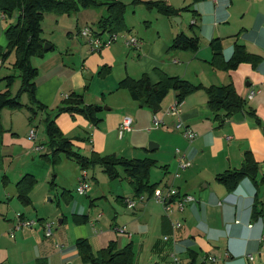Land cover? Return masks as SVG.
<instances>
[{"label":"crops","instance_id":"obj_1","mask_svg":"<svg viewBox=\"0 0 264 264\" xmlns=\"http://www.w3.org/2000/svg\"><path fill=\"white\" fill-rule=\"evenodd\" d=\"M211 1L212 3L203 1L205 4L202 5H206L207 10L197 5V8L208 17L204 25L208 29L209 40L219 39L218 44L226 59L231 57L235 44L245 45L248 51L262 57L257 66L242 62L236 69L223 71L214 68L210 63L212 47L206 52L170 50L169 47L175 37L185 31L178 25H170L168 31L157 29L140 35L139 53H126L123 45L113 44L99 51H93L79 33L82 27L77 26L76 32L73 33L71 30L68 32L71 38L77 40L68 46V51L78 57L86 47V60H84L86 62L79 60L80 66L72 68L69 66L52 68L55 65L54 60L49 57L42 64L40 77L36 78V97L44 105L50 107L58 104L63 95L61 91L67 85L79 90L83 88L85 103L99 104L103 107L100 104L101 96L105 98L107 94H112L115 88L102 87L94 94L96 86L93 87L92 81L89 87L92 94H86L89 88L84 70L96 73L101 66L113 67L120 58L125 57L127 59L125 72H122L118 78L124 79L126 76L137 79L142 72L148 73L152 79H157V75L153 76L150 73H153V69L156 72L159 68L169 75L178 76L193 84L220 86L231 82L238 94L245 99L242 110L229 118L220 119L219 117L225 112L220 111L216 114L210 110L204 89L189 94L178 105L180 114L177 116L166 113L177 102L174 91L167 94L161 103L160 111L156 113L146 109L147 107H141L127 91L124 95L126 106L122 104L119 106L116 103L111 107L106 106L107 109L103 107L99 112L102 121L98 126L91 124L81 114L72 115L63 112L56 117L58 125L64 132L74 130L81 124L88 126L90 131H86L87 139L92 151L99 154L115 151L116 155L125 158L154 159L155 165L164 171L165 182L162 186L161 180L152 183H159V188L174 187L180 194L194 196L195 200L188 203L183 210L173 207L171 212H166L162 204L145 194L147 200L130 209L127 208L124 200L136 196L134 190L132 192L129 187L131 184L128 179L117 178L120 180V186L117 188L111 186L109 192L113 195L114 192L117 193V200L126 209L123 213L114 208L116 215L123 216V221L117 220L109 226L108 222H104L109 229L105 233L103 228H97L102 224L104 217V213L99 211L90 219V224L94 233L101 237L92 235L84 227L82 231L79 229L78 238L88 239L89 236L93 247L98 245L96 238H99L102 243L101 248L111 241H114L118 248L131 243L134 264H174L173 252L187 264H205L207 256L211 255L218 257L215 264H264V183L257 186L251 178L245 177L234 189L229 190L217 179L219 174L227 170L240 168L248 150L252 152L256 161L260 164L264 163V0H243L244 3L238 10V13H241L238 20L233 17L229 9L233 7V0ZM106 14L104 7V10L99 12L98 20ZM14 15L15 17L9 20L8 18L13 15L8 16L0 10L3 37L6 29L16 23L18 13L15 12ZM145 35L146 41L143 37ZM0 46L4 47L2 42ZM50 48L53 46L51 45ZM166 53L170 54L169 58ZM128 60L132 62L131 66ZM251 90H255L256 93L252 98H248L247 95ZM126 115L133 117V129L121 136L118 127ZM154 115H157L163 123L156 125L153 121ZM179 119L197 133L193 140L176 129ZM143 134H146V137L145 142H141L144 143L140 144L141 147L134 144L129 146L135 136L143 137ZM118 138H125L126 147L119 143ZM71 139L74 145H81L80 138ZM149 140L156 143L152 149H148L146 145ZM184 160L190 161L191 166L183 168L181 163ZM120 171L124 175L123 168H120ZM26 173L20 174L21 176L15 181L16 189L12 194L18 200L16 184ZM261 176L262 173L259 172L258 180ZM126 181L130 192H125ZM121 183H124L123 187ZM31 193L32 190L30 199ZM257 198L262 201L263 214L254 218L253 209ZM31 204L32 201L29 205ZM19 213L27 218L24 212ZM76 214L80 213L74 215ZM62 220L65 221V218ZM88 220L89 218H86V222ZM177 222L182 223L181 227H176ZM120 227H125L126 231L116 230ZM166 235L169 236V240L164 239ZM13 244L17 243L13 242ZM76 252L78 253V250ZM63 253L64 259L68 260L74 256L75 251H63Z\"/></svg>","mask_w":264,"mask_h":264},{"label":"rangeland","instance_id":"obj_2","mask_svg":"<svg viewBox=\"0 0 264 264\" xmlns=\"http://www.w3.org/2000/svg\"><path fill=\"white\" fill-rule=\"evenodd\" d=\"M121 1L126 4V28L118 31L119 39L112 44L123 45L126 53H139L140 46H128L123 39L125 36H135L141 40L139 38L140 35L147 32L150 33L157 29H161L163 32L168 31L172 24L182 26L186 31L183 32L189 36L196 35L199 37V46L197 50H176H181V52H206L208 48L211 49V41L213 38L209 40V34H207L208 29L206 25H204V22L208 21V17L197 8V5H199L207 10L206 5H202L205 4L203 1L212 3L211 0ZM159 1L181 7L179 9H182V11L180 15L177 16L181 19L180 25L178 21L174 20L176 17L168 16L159 10V7L155 4ZM243 3V0H233V7L229 8L233 17L237 20L241 16V13H238L239 7H241ZM102 10H104V7H99L96 10L80 7L77 11L78 13L76 11L70 14L54 13L52 11L45 12L42 22V37L45 38L46 43L51 44L53 48L44 51L42 54H35L31 57L32 64L37 67L39 66V75L37 78L41 75L40 70H42V64L49 57L54 60L55 65L52 68H64L65 66L72 68L73 66H80L79 60H82L83 63L86 62H84L87 53L86 47H84L82 53L79 54L78 57L68 51V46L74 41H77L71 38L68 32L71 30L74 33L77 30V26L83 28V26L88 23L96 25L100 16L99 12ZM13 17H15L14 14L8 19L12 20ZM193 23H195V25L192 29ZM108 34L109 32L106 31L103 36L107 37ZM2 35L3 31L0 23V42L4 45V47L0 46V58L4 61L3 67L0 69V92L4 93L9 90L12 96H17L22 81L19 76V70L14 66L16 54L15 52H11L3 58L2 55L8 53V48L7 38L5 34L4 37ZM146 35L143 36L145 37V41L147 40ZM166 55L169 58L170 54L166 53ZM126 61L127 59L125 57L120 58L113 67H110V71L106 74L101 73L103 66H101L96 73H89L90 70H84L88 88L92 81L93 87L96 86L94 94L102 87L106 88L112 86V88H115L112 94H107L105 98L101 96L100 104H102L103 107H111L112 104L116 103H118L119 106H121V104L126 106L124 95H126L128 89L120 85L122 78H118V76H121L122 72H125ZM128 63L130 66L132 65V62L129 60ZM84 67L86 69V66ZM152 71L153 73H150L151 75H157L154 69ZM143 74L144 73L140 72V76L137 78H140ZM72 88L73 87L67 85L64 86V89L61 91L63 95L59 99L60 102L55 106L49 107L45 105L46 107L42 109L38 103H33L31 101L27 92H22L19 99L22 103L21 107H5L1 110V122L4 130L0 134V264H83L79 253L76 252V240L79 236V229L82 231V229L86 227L92 235L95 234L90 224V219L99 211L104 213V217L102 218V224H99L97 228H103L105 233L108 232L109 229L104 222H108L109 226L110 223L114 224L117 220L123 221L124 219L122 215H116L114 208H117L116 210L118 212L124 213L126 210L125 207L117 200V193L114 192L113 195L109 192L111 186H114V188L120 186L119 179L112 180L108 178L102 171L101 166L89 168V189L87 193L80 194L77 192V187L79 185V176L82 172V167L64 152L54 155L50 149L46 119L49 116L55 117L57 115L59 107L64 105V100L70 94L76 93L83 96V88V91L75 87ZM89 89L85 92L86 94H92L91 88ZM146 109L150 110L149 108ZM31 126H34L36 130V139H31L29 137ZM86 131H90L88 126L81 124L74 130L67 132L63 131V133L68 138L77 137L81 139V145L76 144L73 146L74 151L80 154L90 155L92 147L87 139L88 136ZM145 137L146 134H143V137L135 136L133 143L129 146L134 144L137 147H141L140 144H144L141 142H145ZM118 140L119 143L126 147L127 141L125 138H118ZM151 142L154 141L149 140L146 144L148 145V149H150ZM36 144L41 145L40 150L35 149ZM114 152H101L100 155L115 154ZM24 172L33 173L36 179L31 193L32 204L29 206H25L12 194L16 189V179ZM164 179L165 175L163 169L154 165L150 171V182L161 180L162 186L165 182ZM121 185L123 187L124 183H121ZM128 185L126 181L125 192H130ZM129 187L133 192L131 185H129ZM10 197L13 198L10 199ZM19 212H24L27 219L35 220L37 224L33 228L15 229L18 223V214H21ZM75 213L83 214L86 218H89V220L83 223V225H78L76 221H74ZM64 218L65 221L59 223V220ZM45 223H52L53 234L50 237L45 236ZM95 236L99 235L95 234ZM88 239L92 246L93 243L89 236ZM96 239V244L98 245L92 246L95 253H97L102 246L100 239ZM13 242L17 244H13ZM67 250L75 251L74 256L70 257L68 260L63 257V251L68 252ZM179 259L180 264H187L180 257Z\"/></svg>","mask_w":264,"mask_h":264},{"label":"trees","instance_id":"obj_3","mask_svg":"<svg viewBox=\"0 0 264 264\" xmlns=\"http://www.w3.org/2000/svg\"><path fill=\"white\" fill-rule=\"evenodd\" d=\"M161 12L168 16H177L182 9L159 1L155 3ZM80 7L94 8L105 7L107 14L101 17L95 26L99 33L116 32L126 28L125 12L126 4L121 0H0V10L8 16L18 13L16 23L10 25L6 31L8 40V53L2 55L5 58L9 53L15 52V68L19 70L21 77V88L17 96H12L8 91L0 92V134L4 128L1 122V110L5 107H21L20 96L22 92H27L33 103H38L40 108L46 106L40 103L36 97V78L39 74L38 67L31 62V57L35 54H42L45 49L46 39L42 37L45 12L54 13H73ZM195 23L192 24V29ZM219 39L211 42L213 50L210 59L211 65L219 70L230 71L236 69L242 62H249L257 66L261 61V56L248 51L245 45L235 44L233 53L229 59L224 57L219 46ZM199 46L198 36H189L180 32L173 40L170 50L192 49L197 50ZM2 65L4 64L3 59ZM110 67L104 65L101 69L102 74L110 71ZM157 79H152L148 73H144L140 78L125 77L120 81V85L128 89L131 98L137 101L141 107L146 106L154 113L159 112L161 103L170 91L176 93L177 103H182L191 93L204 89L208 97V105L212 112L216 114L224 111L220 119L231 117L234 113L242 110L245 105V99L241 97L233 83L224 85L204 86L193 84L192 82L172 76L157 68ZM103 107L99 104L85 103L81 94L72 93L65 100L64 105L59 107L55 117L49 116L46 119L47 134L49 136L50 149L54 155L64 152L68 157L73 158L82 170H88L96 166H101L102 171L110 178L120 177L128 179L133 187L134 194H147L151 196L159 183L150 182L151 168L156 161L151 158H125L116 154L101 156L98 152L92 151L90 155L80 154L73 150L74 143L63 133L56 121V117L63 112L72 115L81 114L91 124L98 126L102 119L99 112ZM223 122V121H222ZM260 162L256 161L251 151H246L244 161L240 168L227 170L217 176L229 190L234 189L241 179L251 178L259 186L264 183V175L258 180ZM120 168H123L122 175ZM36 183L33 174L26 173L17 182V196L24 205L31 203L30 192ZM262 201L256 199L253 209V217L262 216ZM74 220L78 223L86 222V217L81 214L74 215ZM76 248L82 259L83 264H134V251L131 243L123 248H118L114 241H111L105 247H102L97 253L87 238H78Z\"/></svg>","mask_w":264,"mask_h":264},{"label":"built area","instance_id":"obj_4","mask_svg":"<svg viewBox=\"0 0 264 264\" xmlns=\"http://www.w3.org/2000/svg\"><path fill=\"white\" fill-rule=\"evenodd\" d=\"M99 32L100 30H98L96 27L92 25H85L83 28H81L79 33L82 36V38H84L85 41L91 46L93 51H99L105 47H109L112 43L116 42L119 39L118 31L109 32L107 37L103 36L104 33H99ZM123 39L124 42L130 47H139L140 45V40L135 36H131V37L125 36ZM1 67H2V60L0 58V68ZM255 93H256L255 90H251L247 95V97L252 98ZM178 105L179 103L176 102L175 106L168 109L166 113L168 115H176V116L179 115L180 109ZM153 121L156 125H160L161 123H163V121L157 115H154ZM133 124H134L133 117L130 115H126L122 119L118 127L119 134L122 136L125 132L131 131L133 129ZM175 127L176 129L181 131L185 137H187L190 140H193L197 136V133L193 131L190 127H188L181 119L177 121ZM29 137L31 139H36L37 134L34 127H31L29 130ZM35 149L40 150L41 145H36ZM181 166L183 168L189 167L191 166V162L188 160L186 161L184 160L182 161ZM89 186L90 184L88 182V172L87 170H82L79 176V185L77 187V192H79L80 194L87 193ZM151 198L157 201L158 203L162 204L166 212H171L173 210V207H176L177 210H183L188 203L195 200L193 195L180 194V192L174 187H167L166 189L157 187L154 193L151 195ZM146 200H147V196L145 194H141L134 197H127L124 201L127 208L133 209L138 205V203L144 202ZM36 224L37 223L35 220L27 219L25 217H22V215L18 214V223L15 226V229L33 228ZM181 225H182L181 222L176 223L177 228L181 227ZM116 230L120 232L126 231L125 227L116 228ZM44 232L46 237L52 236L53 234L52 223L44 224ZM164 239L169 240V236L168 235L164 236ZM172 256H173L174 264H180V260L174 252L172 253ZM217 261H218V257L211 255V256H207L205 260V264L206 263L215 264Z\"/></svg>","mask_w":264,"mask_h":264},{"label":"water","instance_id":"obj_5","mask_svg":"<svg viewBox=\"0 0 264 264\" xmlns=\"http://www.w3.org/2000/svg\"><path fill=\"white\" fill-rule=\"evenodd\" d=\"M174 20H176V21H178V23H180L181 22V19L179 18V17H176V18H174ZM50 44L49 43H45V45H44V49H45V51L46 50H48L49 48H50ZM105 109H107V107H104ZM264 130V129H263ZM154 144H156V143H154V142H151L150 143V149H152L153 148V146H154ZM259 169H260V172L264 175V163H261L260 165H259ZM62 219H60L59 220V223H62Z\"/></svg>","mask_w":264,"mask_h":264}]
</instances>
